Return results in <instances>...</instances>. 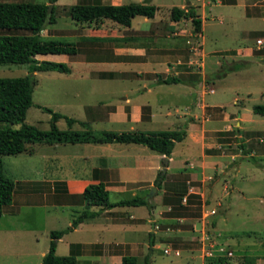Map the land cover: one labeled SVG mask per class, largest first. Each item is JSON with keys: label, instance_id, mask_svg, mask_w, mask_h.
Here are the masks:
<instances>
[{"label": "rangeland", "instance_id": "1", "mask_svg": "<svg viewBox=\"0 0 264 264\" xmlns=\"http://www.w3.org/2000/svg\"><path fill=\"white\" fill-rule=\"evenodd\" d=\"M0 1L47 3V0ZM143 1L145 0H121L122 3ZM148 1L150 5L157 8L154 20L162 24L169 21L171 7L181 8L186 4L194 7L195 12L203 19L200 34L195 33L190 22L184 20H180V28L174 30L175 34H167L169 38L177 39L172 56L177 53L179 59L185 61H180L175 66L178 72L176 77L183 82L189 81L194 87L195 94L186 98L182 93L175 92L177 89L163 91L162 95L156 96V100L161 104L156 112L162 111L164 114L165 110L169 111V120L174 123L163 124L162 118L147 128L152 131H164L169 127L182 129L189 123L193 125L187 128L186 142L183 145H175L173 148L169 169L164 163L161 167L163 161L160 159L149 160L151 163L147 167L152 169H148L146 178L142 176L147 183L139 184L145 190L109 192L108 202L129 199L131 192L132 195L143 198L147 195V201L152 207L151 212L146 209V216H139L143 219L136 218L130 221L125 220V222L136 225L144 220V226L138 227V231H143L135 234V243L138 244L140 239L146 243L147 248L150 246V252L149 250L145 252L146 257H150L148 264H211L208 260L201 258L200 246L202 243L207 244L206 241H202L203 237L212 238L232 252L233 257L217 264H243L244 258H253L249 264H264V174L258 173V177L249 173L252 166L246 161L239 164L237 172L233 169L235 164L245 159L237 147V139L241 138L245 149L253 152L256 157L264 151V117L251 112L254 105L264 104V96H260L262 93L264 95V46L256 48L254 44L256 37L261 38L264 35V32H260L264 31V20L245 18L239 4L234 6L211 4L209 7H203L202 2L207 0ZM220 1L229 3L235 0ZM94 2L109 4L110 2L120 3V0H56L55 22L44 27L40 33L41 38L71 41V39L61 38L74 34L76 30L71 26L72 22L67 17L65 9L73 4ZM261 4L264 10V1ZM183 29L187 30V33L177 35ZM249 30H256L258 33L243 34ZM244 47L250 49L252 55H244L245 52L241 51L235 56L234 50ZM260 58L261 60L258 61ZM188 61L189 64H187ZM49 62L62 63L61 60L56 59H51ZM231 66L234 70H224L231 69ZM26 74L25 65H0V78L23 77ZM33 77L35 84L31 95V106L26 110L24 123L39 130L48 129L50 116L37 109V106L47 107L66 117L76 118L81 111V105L96 97L94 93L88 91L89 87L102 86L100 85L102 81L98 77H96L98 82L88 79V76L75 66L67 75L46 71L34 73ZM163 77L165 76L161 78ZM197 77L199 81L192 84ZM123 78V74H120L119 79L123 80ZM105 86L113 87L110 82L103 83V87ZM173 86L162 84V88ZM194 95L203 107L201 112L199 106L195 105ZM204 105L209 108H205ZM187 107L189 109L186 111ZM239 114L244 115L247 122L244 123L241 120H244L243 116ZM100 117H102V111L98 113L97 118ZM56 126L59 130L66 129L61 119L56 122ZM3 127L4 124L0 123V129ZM84 129L80 126L74 127L75 131ZM200 129L203 130V145L207 144L203 151L199 149L198 142ZM111 130L115 132L106 124L97 123L92 132L97 134ZM251 131H263V135L258 136ZM236 133L239 135L236 136ZM34 146L36 155L32 157L28 166L38 167L40 156L47 155L56 157L57 161L62 162L66 171L63 175L79 177L82 174L81 171H76L73 166L76 160L81 159L83 155L81 152L91 149L94 150V154L95 151L99 152L98 158L103 157L105 161L102 166H106L110 165L108 160L111 161L114 157L119 159L128 153V146L133 145L110 144V147H105V145L63 143L58 144L55 151L40 143ZM28 150L31 149L28 148ZM147 154L159 156L150 151H147ZM183 157H190L196 165V159L202 160L203 164L199 167L197 174L191 175L190 171L179 169L183 165ZM21 159L26 160L27 157L24 155L1 156L3 175L8 177L7 169L10 164ZM155 166H158V170L153 173ZM159 172L164 175V178L157 188L154 180ZM248 177L250 181L248 184L245 182L244 185L248 186L250 191L242 199L237 189L243 186L241 180ZM134 186L136 185H127L126 188ZM151 189L153 191L150 195ZM174 191L184 192L179 202L172 195ZM53 193L56 198L61 194L55 190ZM183 197H185L184 203ZM46 200L53 202L56 199L52 194ZM67 200L71 199L67 198ZM125 209L133 215H138L140 212L145 214L144 207ZM211 210L214 211L213 215L209 214ZM76 215L74 211L64 209H51L46 213L43 207H23L18 208L17 214L13 216H1L0 264H40L42 257L40 254L46 253L48 249V233L52 230H64ZM86 236L90 237L89 234L82 232L79 239ZM67 238L73 237L67 235ZM165 248L172 252L169 255L162 254ZM64 249V243L55 244V255L65 256L67 252ZM107 250L112 251V248ZM175 250L178 255H174ZM142 253V250L138 252L137 248H134V252L122 250L119 254H134L138 257V264H143Z\"/></svg>", "mask_w": 264, "mask_h": 264}, {"label": "crops", "instance_id": "2", "mask_svg": "<svg viewBox=\"0 0 264 264\" xmlns=\"http://www.w3.org/2000/svg\"><path fill=\"white\" fill-rule=\"evenodd\" d=\"M263 1L264 0H235L234 2L222 3L220 0H207V2L203 1L202 5L203 7H209L211 4L220 6H234L239 4L243 9L245 18H257L263 21L264 10L261 4ZM109 4L121 5L127 3H122L120 0V3L110 2ZM198 16L200 19L201 31L203 19L200 15ZM154 17L155 13L152 19L135 16L131 18L128 27L120 26L107 19L88 23H75L70 20L72 22L71 26L76 30L74 34H68L61 38L63 40L71 39V41L66 40L65 42H71L75 45V54L72 56L38 55L34 57L38 62H49L51 59L61 60L63 64L67 65L69 74L73 71V67L75 66L88 76V79L90 78L97 82L99 80L102 81L100 82L102 83L100 84L102 85L100 88L89 87L88 89V91L94 93L96 96L94 97L95 99L83 103L80 107L81 111L76 118L68 117L75 121L71 124L70 130H74L75 126H80V128L83 129L84 127L81 125L83 124L86 126L85 128L91 129L92 131L94 125L103 123L115 132H155L148 129L147 126L153 125L155 121L161 120L162 118L164 119L163 124L174 123L172 120H169V111L165 110L164 114L162 111L160 113L156 112V109L161 105L156 100V96L162 95L165 90L174 91V89H177L175 92L182 93L187 98L193 95V93L195 94V90L194 87L189 84V81H182L183 83L180 84H170L174 85L172 88H162V84H156V76H176L178 72L175 70V66L178 65L180 61H185L180 60L177 53H174L172 56L171 53L174 51V45L177 39H171L167 36L168 33L175 34L174 30L180 28L181 21L172 22L169 20L165 24H162L154 20ZM184 30L185 29L177 33V35H185L187 30ZM249 33L255 34L258 33V31L249 30L243 34L247 35ZM198 34H200V32ZM234 51L236 52L235 56H237V53H241V51L245 52L244 55H252L250 49L245 47ZM37 58L39 60H37ZM260 60L261 58L258 59V61ZM189 61L187 64L190 63ZM120 74H123V80L119 79ZM96 77H98L99 80H97ZM106 82L112 83L113 87H103V83ZM151 95H153V97H151ZM260 96H264L263 93ZM194 100L195 105L199 106L198 108L201 112L203 107L200 105V100L198 101L195 95ZM205 108L209 107L205 106ZM188 109L187 107L186 111ZM100 111H102V117L97 118ZM239 115L243 116L244 120H241L244 123L247 122L244 115ZM189 125L193 124L189 123ZM188 126L185 127V138L181 142L175 143L173 148L175 145H183L186 142L188 139ZM165 130L177 129L169 127ZM200 130L198 142L200 143L199 149L201 148V151H203V148L207 147V144L206 146L203 145V130ZM238 135L239 134L236 133V136ZM255 135L261 136L263 135V131H256ZM240 142L244 146L246 154L242 153L240 149L239 150L245 159L233 166L234 171L237 172L239 164L246 161L247 164L252 166L249 173L257 176L258 173L264 174V151L256 157L253 152L251 153L245 149L244 141L241 140V138L237 139V143L240 144ZM34 144H27L26 151L18 154L24 155L27 159H21L15 162L16 164H10V167L7 169L9 176L3 175L6 179L15 182L16 185L12 192L11 203L3 208L0 217L3 215L13 216L17 214L18 208L23 207H43L46 213L51 209H64L72 212L74 211L77 215L82 212L81 210L83 209L87 211H97L100 209L99 207L89 206L85 202L78 203L72 200L68 201L67 198H69V196L79 195L86 186L95 185L99 181L105 184V189L108 193L144 189L139 184L147 183L145 180L146 174L148 169H152V167H147L148 164L151 163L149 160L153 161V159H160L163 161L161 167H163L164 163L167 169H169V163L172 158V151L168 158L160 155L150 156L147 154L148 150L145 147L131 144L133 146H128V153H125L119 157V159L114 157L111 161L108 160L110 165L102 166L105 161L104 158H98L99 152L95 151L94 154V150L91 149L81 152L83 154L81 159L76 160L73 166L76 171L80 170L82 174L79 177L73 175L69 177L63 175V173L66 174V171L63 168L62 162L57 161L56 157H49L47 155L40 156L38 159L39 163L37 162L38 167L28 166L29 162L32 161V157L36 155V147ZM58 144L60 143L52 145L43 144V146L45 145L48 149L50 148L55 151ZM105 147H110V144L105 145ZM105 147H102V149H105ZM28 148L31 150H28ZM231 159L233 158L231 157ZM196 161L197 165L194 161L192 162L190 157H183V165L179 169H186L187 172L190 171L191 175H195L198 173L201 164H203L202 160L196 159ZM157 170L158 166H155L152 171L156 173ZM250 175L251 174H249V176ZM142 176H145V178ZM241 181H243V186L238 187L237 193L244 199L250 191L248 186L244 184L245 182L248 184L250 178L248 177ZM127 185L136 186L127 189ZM52 190L61 193L58 195V198L55 197V193H53ZM225 191L226 190H224V192ZM52 194H54L56 200L48 202L46 198L48 196L50 197ZM132 194L131 192V197L136 196ZM144 199L147 200V195ZM148 204L150 203L148 202ZM141 207L143 206L132 208L136 209ZM125 208L131 207H114L101 211L97 217L78 224L70 232L62 235L56 241V244L64 243V250L67 254L72 249L75 253L76 264H121V256H132L136 260L135 264H138V257L136 255L119 254L122 250L134 252V248H137L138 252L142 250L143 253L141 258L143 264H145V252L148 250L150 252V246L147 248L146 243L140 241V239L138 244L135 243V234H140L143 231H138V227L144 226V220H141L139 222L140 224L138 223L136 225L127 223L125 220L130 221L136 218L143 219L139 216H146V208L144 207L143 209V213L145 212V214H140V212L138 215H133V213ZM82 232L89 234L90 237L86 236L79 239V235L80 233L82 234ZM67 235L73 238L66 239ZM110 247L112 251L107 250V248ZM44 254L42 253L40 256ZM149 259L150 257L147 256L148 263L150 262Z\"/></svg>", "mask_w": 264, "mask_h": 264}, {"label": "trees", "instance_id": "3", "mask_svg": "<svg viewBox=\"0 0 264 264\" xmlns=\"http://www.w3.org/2000/svg\"><path fill=\"white\" fill-rule=\"evenodd\" d=\"M55 2L47 0L46 4L29 2H1L0 1V65H25L27 74L23 77L0 78V157L18 155L26 151L27 144L43 143L52 145L60 144H133L145 147L148 151L168 158L175 143L181 142L185 136V127L177 130H164L155 132H113L101 131L94 134L86 126L82 131L70 130L75 121L60 113L53 112L46 107L37 106V109L49 114L47 130H39L34 126L24 123L26 110L31 106V95L35 84L33 74L36 72H56L69 74L68 67L63 63L42 61L34 59L38 55H67L75 54V45L71 42L42 39L40 33L44 27L55 22ZM51 12L46 14L47 7ZM156 7L150 5L148 0L143 2H130L121 5L100 3H78L68 6L66 15L75 23H88L96 20L107 19L120 26L128 27L131 18L135 16L152 19ZM169 20L178 22L189 20L195 33L200 32V19L194 7L186 4L183 8L171 7ZM232 67V66H231ZM234 70L226 68L224 69ZM199 81L192 82L195 84ZM183 83L176 76H156V84ZM190 84V83H189ZM191 85V84H190ZM253 114L264 117V104L254 105ZM63 120L67 129L59 130L56 126L58 120ZM237 147L242 153L244 146L240 142ZM30 152V151H28ZM164 175L158 173L154 185L159 188ZM16 183L6 179L2 174L0 162V215L4 207L10 205L12 192ZM183 191L173 192L179 202ZM108 191L105 184L99 181L95 185L86 186L79 195L69 196L74 202H85L89 206L99 207L97 211H82L75 216L69 226L64 230H52L48 233L49 243L47 252L42 256L40 264H76L75 253L71 249L65 256L55 255L56 241L64 234L70 232L78 224L97 217L101 211L114 207H145L149 212L151 205L142 197L134 196L116 202H108ZM73 247V246H72ZM253 258H244L243 264H249ZM121 264H135L132 256H121ZM211 264L224 262V260H208ZM145 264H148L147 257Z\"/></svg>", "mask_w": 264, "mask_h": 264}, {"label": "built area", "instance_id": "4", "mask_svg": "<svg viewBox=\"0 0 264 264\" xmlns=\"http://www.w3.org/2000/svg\"><path fill=\"white\" fill-rule=\"evenodd\" d=\"M256 48L264 46V37L256 38L254 41ZM182 202H185V197L182 198ZM210 215L214 214V211L209 212ZM202 241H206L207 244L202 243L200 249L202 248L201 258L205 260H229L233 257L232 252L226 247L218 242L214 241L212 238L203 237ZM201 251V250H200ZM172 251L169 249H163L162 254L169 255ZM174 255H178V252L173 251Z\"/></svg>", "mask_w": 264, "mask_h": 264}, {"label": "water", "instance_id": "5", "mask_svg": "<svg viewBox=\"0 0 264 264\" xmlns=\"http://www.w3.org/2000/svg\"><path fill=\"white\" fill-rule=\"evenodd\" d=\"M50 12H51V6H48V7H47V10H46V14L49 15ZM152 191H153V190L151 189V191H150V192H151L150 195L152 194Z\"/></svg>", "mask_w": 264, "mask_h": 264}]
</instances>
